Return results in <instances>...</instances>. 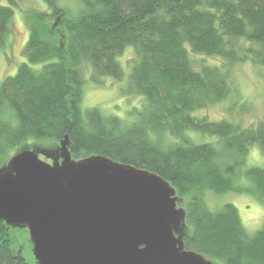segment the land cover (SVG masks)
<instances>
[{
    "label": "trees",
    "instance_id": "obj_1",
    "mask_svg": "<svg viewBox=\"0 0 264 264\" xmlns=\"http://www.w3.org/2000/svg\"><path fill=\"white\" fill-rule=\"evenodd\" d=\"M44 1L51 13L25 15L26 61L0 82V168L25 141L68 136L73 160L101 155L168 181L185 210L178 233L187 250L215 264H264V225L250 233L234 204L213 210L207 200L234 192L264 202V167L248 165L252 146L264 152V123L243 127L198 114L232 95L234 65L264 68V0H79L73 14L63 0ZM13 16L0 4V49ZM187 46L222 64L196 70ZM127 48L135 58L123 92L144 99L135 119L83 113L86 66L95 84L120 80ZM11 228L0 222V264H39L12 249Z\"/></svg>",
    "mask_w": 264,
    "mask_h": 264
},
{
    "label": "water",
    "instance_id": "obj_2",
    "mask_svg": "<svg viewBox=\"0 0 264 264\" xmlns=\"http://www.w3.org/2000/svg\"><path fill=\"white\" fill-rule=\"evenodd\" d=\"M68 143L51 163L24 149L0 168V222L28 230L39 264H214L185 248L168 181L101 155L73 160Z\"/></svg>",
    "mask_w": 264,
    "mask_h": 264
},
{
    "label": "rangeland",
    "instance_id": "obj_3",
    "mask_svg": "<svg viewBox=\"0 0 264 264\" xmlns=\"http://www.w3.org/2000/svg\"><path fill=\"white\" fill-rule=\"evenodd\" d=\"M0 4L14 9V16L5 47L0 49L1 82L6 77L14 75L18 66L26 61L24 53L29 39V29L25 21V15L34 11L51 13L52 9L44 0H0ZM62 4V8L69 9L71 14L76 13L82 7L79 0H63ZM187 47L193 67L198 71L204 65L222 64V60L216 56L195 54L189 46ZM134 58V49H125L118 58L124 72L122 79L105 77L101 85L92 82L90 79L91 67L86 66V81L83 86L82 100L83 113L91 108H98L106 115H117L127 121L135 119L134 114L143 107L144 99L138 95H126L123 92L130 82ZM231 83L234 91L227 100L202 110L198 114L214 121H236L242 124L243 127H257L260 123H264V68L254 66L249 62L236 64L232 67ZM60 142L51 139L25 141L8 151L2 164L3 166L6 165L12 156L24 149L37 151L42 160L51 163L59 156ZM49 149H57V155L46 158L41 151ZM248 161V165L264 167V152L259 145L250 148ZM207 200L209 207L213 210L222 208L226 203L234 204L239 211L244 226L250 233H254L264 225V202L251 194L228 192L216 195L208 193ZM10 238L12 241L11 247L14 251H21L30 263L36 261L27 229L11 228Z\"/></svg>",
    "mask_w": 264,
    "mask_h": 264
}]
</instances>
